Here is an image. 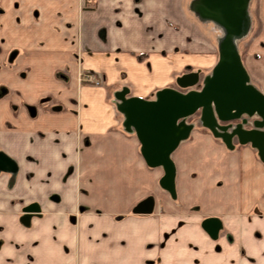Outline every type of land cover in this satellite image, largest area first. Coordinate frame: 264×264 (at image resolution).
Instances as JSON below:
<instances>
[{"label":"crops","instance_id":"obj_1","mask_svg":"<svg viewBox=\"0 0 264 264\" xmlns=\"http://www.w3.org/2000/svg\"><path fill=\"white\" fill-rule=\"evenodd\" d=\"M253 6L257 33L237 51L264 94L256 82L264 81V0ZM159 8L157 0H0V264H264L256 149L192 129L171 153L172 199L113 105L122 88L151 99L180 69L209 72L216 62V51L172 52L173 14ZM79 70L100 73V86L79 83ZM94 197L105 200L98 213ZM29 203L39 210L24 224ZM208 216L221 223L215 239L200 226Z\"/></svg>","mask_w":264,"mask_h":264},{"label":"water","instance_id":"obj_2","mask_svg":"<svg viewBox=\"0 0 264 264\" xmlns=\"http://www.w3.org/2000/svg\"><path fill=\"white\" fill-rule=\"evenodd\" d=\"M209 3L211 5L205 6L202 3L201 8L219 19L234 7L237 11L242 8L239 2L234 5L232 0ZM239 32L236 21L231 31L228 30L219 41L216 62L203 77L200 87L195 88L198 72L188 71L175 78L176 87L157 89L151 99L129 96L126 88L113 96L115 109L122 116V125L133 131L144 163L148 167L161 168L158 184L172 197L175 190L171 153L188 137L192 124L186 118L195 112L200 124L225 147H232V139L238 144L248 143L264 160V94L248 82L232 38ZM184 88L189 89L182 91ZM251 117H254L252 121ZM228 121L236 123L233 127L223 124ZM38 210L35 203L22 208L25 219ZM200 225L210 238H215L220 222L217 217H206Z\"/></svg>","mask_w":264,"mask_h":264},{"label":"rangeland","instance_id":"obj_3","mask_svg":"<svg viewBox=\"0 0 264 264\" xmlns=\"http://www.w3.org/2000/svg\"><path fill=\"white\" fill-rule=\"evenodd\" d=\"M157 1H158V7H160L159 9L167 8V11L168 12L170 11L173 14L171 25L174 28V33L169 40L170 41L172 40L171 42L173 43V48L171 50L174 53H178L182 50L184 51L186 50L189 52H193V51L204 52L211 50V51H216V56H217V46L219 41L223 38V36L226 34L228 30L231 31V29L234 27V24H236L237 21L238 26L240 28V32L239 34L233 35L232 38L235 48L240 53L243 54L245 49H247L246 43L250 41V39L254 36L255 33H257V31L254 30L256 25L258 27L260 24L257 18V9L255 8V6H253V0H232L234 2V5L239 2L242 8L239 11H237V9H235L234 7L232 8L231 11L229 10L228 13L223 14V16L220 19L218 17L211 15V13L210 14L207 13L205 10L201 8L202 3H205L204 6L207 3H208L207 5H211V3L209 2H213L217 0H157ZM188 28H190L189 30L190 33H188ZM157 32H158L157 33L158 36H160V34H163L161 32L160 26H158ZM183 39H186L184 43L185 46L184 48H180L179 44L180 45L183 44L182 43ZM251 49H253L252 46H250L249 51ZM192 69L195 70L194 67H186V68L184 67L183 69H180L179 71L175 72V76L177 77L181 73L187 72L188 70H192ZM197 70H199L200 72H199V81L195 85L196 88L201 86V81L203 77H205L210 72V71L207 72V69L204 70L199 68ZM92 73L99 76L100 78L99 82L101 83L102 77L100 76V73L97 72H92ZM256 82L259 83L261 86H264L263 78H261V80L256 79ZM100 83L98 85H92V86H100ZM171 87H176L174 81L171 82ZM187 89L189 88H184L182 89V91H186ZM112 101H113V105L115 106L116 99L114 97ZM186 121L192 124L191 130L197 127H202L206 129L200 124L198 120L197 112L188 116L186 118ZM73 166L76 169L84 168L85 164H81V163L76 164V162H74ZM82 179L83 178H81L80 175L76 176V180L80 181ZM97 187H99L100 189L101 188L105 189L107 185L100 181ZM170 197L173 199L174 196L173 197L170 196ZM103 201H105L103 198L101 199L99 197H94L89 205L92 206L94 211L98 213L100 212L98 208L102 207L104 203ZM73 214L76 215L77 212L74 211ZM75 227L76 230H80L77 224L75 225ZM161 242L162 241L160 239V243ZM193 247H197V246L193 245ZM242 250H243L242 248H240L239 250L241 252V255H243ZM159 261L160 258L157 257V259L154 262L158 264Z\"/></svg>","mask_w":264,"mask_h":264},{"label":"flooded vegetation","instance_id":"obj_4","mask_svg":"<svg viewBox=\"0 0 264 264\" xmlns=\"http://www.w3.org/2000/svg\"><path fill=\"white\" fill-rule=\"evenodd\" d=\"M237 50V49H236ZM237 53H238V51H237ZM239 54V53H238ZM240 57V56H239ZM188 71H197L198 72V76H199V70H197V69H192V70H188ZM187 71V72H188ZM87 73H91V74H93L92 72H88V71H83V70H79L78 71V73H77V81L79 82V83H85V84H89L87 81H85L84 80V75L85 74H87ZM183 73H185V72H183ZM80 74H82V76H80ZM248 82H249V80H248ZM89 85H92V84H89ZM196 88V87H195ZM198 88V87H197ZM257 89V88H256ZM254 117H251L250 118V121H252V119H253ZM235 121H228V122H223V124H228V125H230L231 127H233L234 125H235ZM246 127V126H245ZM247 127H248V125H247ZM216 138V137H215ZM220 140V139H219ZM234 144H238L237 142H236V140L235 139H232V147L234 146ZM246 144H248V143H246ZM224 145V144H223ZM238 145H243V144H238ZM225 146V145H224ZM257 152V151H256ZM258 155V154H257ZM5 159L3 158V157H0V163L2 162V161H4ZM30 204V203H29ZM28 205V204H27ZM30 216V215H29ZM28 216V217H29ZM28 217L25 219L24 218V214H23V212H22V217H21V222H23L22 221V219H25L24 220V224H26L27 223V219H28ZM208 217H215V216H208ZM204 218H206V217H204ZM203 218V219H204ZM218 218V217H217ZM202 219V220H203ZM219 219V218H218ZM219 222H220V220H219ZM201 226V225H200ZM220 226H221V223H220ZM220 226H219V228H220ZM219 228H218V230H219ZM218 230H217V232H216V236H217V233H218ZM206 233V232H205ZM207 234V233H206ZM208 235V234H207ZM257 236H258V234H256ZM209 236V235H208ZM216 236H215V238H216ZM215 238H211V239H215ZM242 252H243V250H242Z\"/></svg>","mask_w":264,"mask_h":264},{"label":"built area","instance_id":"obj_5","mask_svg":"<svg viewBox=\"0 0 264 264\" xmlns=\"http://www.w3.org/2000/svg\"><path fill=\"white\" fill-rule=\"evenodd\" d=\"M80 76H82V74H80ZM84 80L87 81L89 84H92V85H98L100 82V78L98 75L96 74H91V73H87L84 75Z\"/></svg>","mask_w":264,"mask_h":264},{"label":"bare ground","instance_id":"obj_6","mask_svg":"<svg viewBox=\"0 0 264 264\" xmlns=\"http://www.w3.org/2000/svg\"><path fill=\"white\" fill-rule=\"evenodd\" d=\"M227 12H228V9H227Z\"/></svg>","mask_w":264,"mask_h":264}]
</instances>
